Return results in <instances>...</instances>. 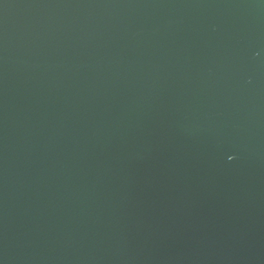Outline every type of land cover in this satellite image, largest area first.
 <instances>
[{
	"label": "water",
	"instance_id": "1",
	"mask_svg": "<svg viewBox=\"0 0 264 264\" xmlns=\"http://www.w3.org/2000/svg\"><path fill=\"white\" fill-rule=\"evenodd\" d=\"M0 264H264V0H0Z\"/></svg>",
	"mask_w": 264,
	"mask_h": 264
}]
</instances>
